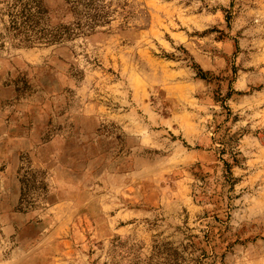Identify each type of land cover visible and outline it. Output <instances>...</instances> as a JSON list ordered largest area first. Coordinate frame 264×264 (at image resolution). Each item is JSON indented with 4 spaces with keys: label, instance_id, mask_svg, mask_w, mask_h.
I'll return each instance as SVG.
<instances>
[{
    "label": "rangeland",
    "instance_id": "1",
    "mask_svg": "<svg viewBox=\"0 0 264 264\" xmlns=\"http://www.w3.org/2000/svg\"><path fill=\"white\" fill-rule=\"evenodd\" d=\"M13 2L0 264H264V0Z\"/></svg>",
    "mask_w": 264,
    "mask_h": 264
},
{
    "label": "trees",
    "instance_id": "2",
    "mask_svg": "<svg viewBox=\"0 0 264 264\" xmlns=\"http://www.w3.org/2000/svg\"><path fill=\"white\" fill-rule=\"evenodd\" d=\"M36 8L39 10V5L37 3L30 9V7H27V5H22L20 3V0H14V2L6 7H4L3 12L4 15L8 18L7 20V29L8 31H12L14 35H22L25 33L28 23L31 20V17L33 16L32 9ZM38 12V11H37ZM43 12L40 0V20L43 18ZM43 31V29H40V34ZM27 42V41H25Z\"/></svg>",
    "mask_w": 264,
    "mask_h": 264
}]
</instances>
